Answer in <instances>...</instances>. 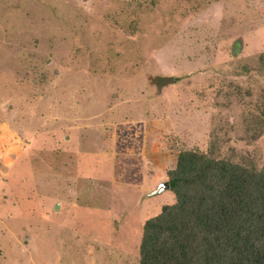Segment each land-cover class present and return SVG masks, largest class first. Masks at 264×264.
Returning a JSON list of instances; mask_svg holds the SVG:
<instances>
[{
	"label": "rangeland",
	"instance_id": "1",
	"mask_svg": "<svg viewBox=\"0 0 264 264\" xmlns=\"http://www.w3.org/2000/svg\"><path fill=\"white\" fill-rule=\"evenodd\" d=\"M184 149L264 169V0H0V264H138Z\"/></svg>",
	"mask_w": 264,
	"mask_h": 264
},
{
	"label": "trees",
	"instance_id": "2",
	"mask_svg": "<svg viewBox=\"0 0 264 264\" xmlns=\"http://www.w3.org/2000/svg\"><path fill=\"white\" fill-rule=\"evenodd\" d=\"M167 175L174 201L145 220L138 264H264V169L184 149Z\"/></svg>",
	"mask_w": 264,
	"mask_h": 264
},
{
	"label": "water",
	"instance_id": "3",
	"mask_svg": "<svg viewBox=\"0 0 264 264\" xmlns=\"http://www.w3.org/2000/svg\"><path fill=\"white\" fill-rule=\"evenodd\" d=\"M169 188H170L169 181L166 180L164 182H161L153 191H151L148 194H146L145 197H150V196H153V195L160 194V193H162L165 190H169ZM56 207H57V205H56Z\"/></svg>",
	"mask_w": 264,
	"mask_h": 264
}]
</instances>
